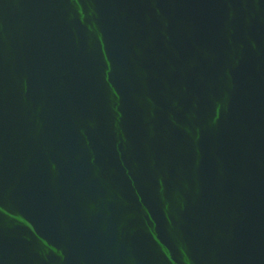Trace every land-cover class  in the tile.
<instances>
[{
	"label": "water",
	"instance_id": "water-1",
	"mask_svg": "<svg viewBox=\"0 0 264 264\" xmlns=\"http://www.w3.org/2000/svg\"><path fill=\"white\" fill-rule=\"evenodd\" d=\"M0 264H264V0H0Z\"/></svg>",
	"mask_w": 264,
	"mask_h": 264
}]
</instances>
